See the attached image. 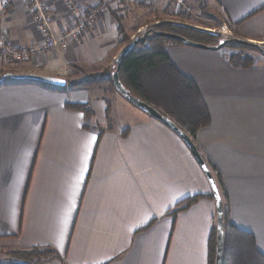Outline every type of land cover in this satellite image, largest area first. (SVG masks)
Returning a JSON list of instances; mask_svg holds the SVG:
<instances>
[{
  "label": "crops",
  "instance_id": "0c3cea01",
  "mask_svg": "<svg viewBox=\"0 0 264 264\" xmlns=\"http://www.w3.org/2000/svg\"><path fill=\"white\" fill-rule=\"evenodd\" d=\"M12 1L4 22L10 45L43 48L24 1ZM48 1L59 36L74 22L59 0ZM198 1L199 10H193L184 0L189 9L184 13L174 0H80L84 8H103L85 35L66 49L33 53L20 63L0 56V76L36 74L81 82L109 74L124 41L154 22L205 29L203 24L218 16L240 39L264 45V0ZM166 53L198 84L210 112L212 124L198 131L196 143L223 176L231 222L251 232L264 253V54L242 69L230 64L222 48L169 43ZM4 83L0 264L15 262L5 251L35 247L59 255L44 264H208L214 202L202 199L176 217L168 214L186 198L212 193L202 168L173 130L108 88L60 93ZM129 116L136 119L131 122Z\"/></svg>",
  "mask_w": 264,
  "mask_h": 264
},
{
  "label": "trees",
  "instance_id": "16d2710c",
  "mask_svg": "<svg viewBox=\"0 0 264 264\" xmlns=\"http://www.w3.org/2000/svg\"><path fill=\"white\" fill-rule=\"evenodd\" d=\"M149 29H153L155 32L171 33L206 46H218L222 41H228L225 46L231 47L234 50V53L229 56L228 61L231 65L242 69H249L255 65V61H253L248 52L255 50L262 53L264 49V47L258 48L252 44L241 42L243 39H240V34L237 30L232 32L233 34L235 33L233 38L213 34L203 29L173 23H159ZM133 41L134 39L125 40V46ZM169 43L183 44L178 39L171 40L164 37H156L152 34L145 43L139 44L126 55L122 62L119 77L123 86L133 96L170 118L180 129L191 137L198 147L196 135L199 130L209 127L212 124V118L198 84L182 73L167 55L166 45ZM116 67L117 64H115V68L109 74H95L81 82L71 83V89L75 91L77 89L107 87L110 85L115 88L112 75ZM4 74L6 73H2V76ZM7 83H29L52 92H66L65 87L61 88L45 83L29 81H11ZM127 101L130 102L129 100ZM74 108L83 110L87 114L88 109L84 106L77 105ZM109 112L108 108L107 113ZM127 132H124L123 136H126ZM198 149L214 176L223 201L224 253L222 264H264V253L258 249L255 236L251 232L237 228L231 222L230 199L224 185L223 176L216 166L203 155L202 150L199 147ZM202 199H210L215 204L213 192L209 195H196L181 201L168 214L176 217L179 213L189 210ZM9 255L15 261L13 264H44L60 259L54 250L40 247L14 251L9 253ZM216 257L217 224L215 220L210 237L208 264H216Z\"/></svg>",
  "mask_w": 264,
  "mask_h": 264
},
{
  "label": "built area",
  "instance_id": "2783aa9c",
  "mask_svg": "<svg viewBox=\"0 0 264 264\" xmlns=\"http://www.w3.org/2000/svg\"><path fill=\"white\" fill-rule=\"evenodd\" d=\"M30 15V20L33 23L34 28L44 39L45 44L43 48L27 49V48H12L10 45V39L4 31L3 24L6 22L8 16L13 9L12 0H0V56L8 59L14 63H20L28 60L33 53H40L42 51H48L52 54L59 48H68L71 41L77 40L79 36L85 35L88 26L95 24L98 13L102 11V6H93L92 8H84L80 0H59L66 12L73 19L72 27L57 36L53 29L54 16L50 8L48 0H23ZM105 3L116 0H103ZM157 0H151L156 2ZM182 12H188L189 9L183 2V0H174ZM219 28V29H218ZM218 28H210L209 32L218 35H224L226 37H233L232 30L224 26V24ZM203 29V30H205ZM228 33V34H226Z\"/></svg>",
  "mask_w": 264,
  "mask_h": 264
},
{
  "label": "water",
  "instance_id": "95a60500",
  "mask_svg": "<svg viewBox=\"0 0 264 264\" xmlns=\"http://www.w3.org/2000/svg\"><path fill=\"white\" fill-rule=\"evenodd\" d=\"M155 35L156 37H164L171 40L178 39L183 44L189 45V46H195L198 48H208L213 50H219L223 48L227 44L228 41H222L218 46H206L194 41H191L189 39H186L184 37H180L171 33L166 32H155L153 29H149L144 32L143 36L136 38L133 42L125 46V48L121 51L119 56L116 60V70L113 73V81L115 84L116 90L127 100H129L134 106L138 107L143 112L147 113L150 117L162 122L164 125L169 127L171 130H173L189 147L190 151L192 152L193 156L195 157L196 161L202 168L203 172L205 173L207 179L209 180V183L212 188V192L215 198V206L217 211V257H216V264H222L223 262V253H224V212H223V201L221 197V193L219 191L218 185L214 179V176L212 175L210 168L208 167L206 161L204 160L202 154L200 153L198 147L194 143V141L191 139V137L186 134L182 129H180L170 118L164 116L160 112H158L155 108L151 107L147 103L143 102L139 98L133 96L129 90H127L121 80H120V69L122 66L123 59L126 57L127 54H129L133 49H135L139 44L145 43L148 38L151 35ZM240 41V40H237ZM241 42L252 44L258 48H261L260 46L256 45L255 43L248 42L241 40ZM264 54V49L262 51ZM7 80H14V81H29V82H38V83H45L48 85L56 86L64 88L67 86V81L61 78H55V77H47V76H40L36 74H14V73H6L3 76L0 77V84L6 82Z\"/></svg>",
  "mask_w": 264,
  "mask_h": 264
},
{
  "label": "rangeland",
  "instance_id": "374dc122",
  "mask_svg": "<svg viewBox=\"0 0 264 264\" xmlns=\"http://www.w3.org/2000/svg\"><path fill=\"white\" fill-rule=\"evenodd\" d=\"M205 1V0H204ZM206 1H209V0H206ZM183 2H184V0H183ZM185 3V2H184ZM187 3H188V5H190V7L193 9V10H199V4H200V6H201V3L198 1V0H187ZM195 20V19H194ZM203 22V21H202ZM156 22H154V24H155ZM152 25L151 27H148V28H146V30L145 29H141V30H139L138 31V34H137V36L136 37H134V38H131L130 36H129V40H135L136 38H138V37H141V36H143L142 34H144V32L145 31H147V30H149V28H152V27H154L155 25ZM224 24V26H226V27H228V28H230V30H232V32H234V29H232L231 27H229V24L226 22V20L224 19V22L220 19V17H212V21L210 22V23H207V24H203V25H207V29H210V28H218V27H220V26H222ZM157 25V24H156ZM3 28H4V24H3ZM219 29V28H218ZM206 30V29H205ZM206 31H208V30H206ZM209 32V31H208ZM212 33V32H211ZM214 34V33H213ZM226 34H228V33H226ZM232 36H233V38H234V36H235V33L233 34H231ZM222 36H224V35H222ZM255 44L256 45H258V46H260V47H264V45H260L259 43L257 44L256 42H255ZM182 45H186V44H182ZM187 46H189V45H187ZM190 47H193V46H190ZM194 48H196L195 46H194ZM222 50H223V52H224V54H227V55H231V54H233L234 53V50L233 49H231V47H228V46H223V48H222ZM248 53H250V57L253 59V61H256L258 58H260V54H261V52L259 53V51H251V52H248ZM229 55V56H230ZM262 55V54H261ZM229 56H228V58H229ZM12 70H14V69H12ZM2 76V75H1ZM11 81H13L14 82V80H7V82H11ZM16 82V81H15ZM18 82V81H17ZM71 83H77L76 81H74V80H69L68 81V85L65 87V90L66 91H73L72 89H71ZM0 85H2V83L0 84ZM99 88V89H98ZM97 89L98 90H101L100 92H104V90H107L106 88H108V89H110V90H112L113 92H115V94H116V96H118V98L120 99V100H123V102H126L127 104H130L131 105V107L132 108H134V110H137L138 112H140L139 110V108L138 107H136V106H133L132 105V103L131 102H128L117 90H116V88H114L113 86H101V87H98ZM100 88H104V89H100ZM77 90H79V89H77ZM76 91V90H75ZM110 95V94H109ZM110 101H112V100H110ZM107 102H108V100H107ZM111 102H109V104H110ZM108 104V103H107ZM116 112H117V116H119V104L117 103V105H116ZM122 113V112H121ZM141 114H143V116H147V115H144V113H141ZM136 119V117H132V116H129V120L132 122V121H134ZM19 251V250H18ZM11 252H13V251H5L4 253H6V255L8 256V257H6V258H8L9 260H10V262L11 261H14L13 260V258H12V256H10L9 255V253H11Z\"/></svg>",
  "mask_w": 264,
  "mask_h": 264
}]
</instances>
